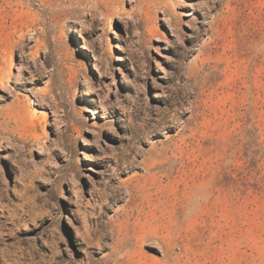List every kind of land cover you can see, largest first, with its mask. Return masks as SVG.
Here are the masks:
<instances>
[{"label":"rangeland","instance_id":"374dc122","mask_svg":"<svg viewBox=\"0 0 264 264\" xmlns=\"http://www.w3.org/2000/svg\"><path fill=\"white\" fill-rule=\"evenodd\" d=\"M0 264H264V0H0Z\"/></svg>","mask_w":264,"mask_h":264}]
</instances>
